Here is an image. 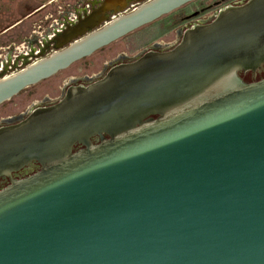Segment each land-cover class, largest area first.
Masks as SVG:
<instances>
[{"label": "water", "instance_id": "95a60500", "mask_svg": "<svg viewBox=\"0 0 264 264\" xmlns=\"http://www.w3.org/2000/svg\"><path fill=\"white\" fill-rule=\"evenodd\" d=\"M191 1L118 15L1 80L0 104ZM263 72L248 0L1 133L0 176L39 170L0 188V264H264Z\"/></svg>", "mask_w": 264, "mask_h": 264}, {"label": "flooded vegetation", "instance_id": "af4514ba", "mask_svg": "<svg viewBox=\"0 0 264 264\" xmlns=\"http://www.w3.org/2000/svg\"><path fill=\"white\" fill-rule=\"evenodd\" d=\"M148 1L150 0H0V81ZM247 1L193 0L125 35L124 37L136 32L142 34L146 28L150 29L148 37L139 42V50L132 55H128L125 50L119 52L115 59L104 63L100 70L70 76L59 83H47L61 71L101 51L105 46L49 78L24 88L0 104V107L11 105L8 106V112L0 116V134L8 132V138L13 135L12 132L18 134L14 129L31 117L42 116L45 111L59 105L66 96H74L101 81L111 70L129 65L144 55L170 52L188 30L211 23L217 12L224 7H238ZM171 32L175 33L173 41L161 40ZM258 76H264V72ZM242 79L247 81L248 77L245 75ZM18 97L15 102L14 99ZM27 101L30 102L26 104ZM98 143L97 137L91 139L92 145ZM80 149L83 147L74 146L72 153ZM29 168L33 169L32 173L36 172L39 170V163L32 161L16 172L0 176V188L10 184L11 180H19L31 174Z\"/></svg>", "mask_w": 264, "mask_h": 264}, {"label": "rangeland", "instance_id": "374dc122", "mask_svg": "<svg viewBox=\"0 0 264 264\" xmlns=\"http://www.w3.org/2000/svg\"><path fill=\"white\" fill-rule=\"evenodd\" d=\"M149 27L143 30V33L139 34L138 32L130 34L120 40H117L110 45L106 46L105 48L101 49V51H98L94 53L92 56L79 61L73 65H71L68 69L61 71L55 77L52 78V81L47 82L49 83H59L63 82L65 79H67L70 76L79 75L80 73H87L90 74L92 72H95L97 70H100V68L103 67V64L111 61L112 59H115L116 56H119V52H126L128 55H132L136 51L139 50V47L137 45L139 42H142V39L147 38L149 35ZM140 37V38H139ZM175 39V33L171 32L170 34L166 35L161 40L163 41H173ZM19 99L15 98L14 101L17 102ZM30 101H27L26 104H28ZM8 104H5L0 107V116L5 114L4 112H8Z\"/></svg>", "mask_w": 264, "mask_h": 264}, {"label": "trees", "instance_id": "16d2710c", "mask_svg": "<svg viewBox=\"0 0 264 264\" xmlns=\"http://www.w3.org/2000/svg\"><path fill=\"white\" fill-rule=\"evenodd\" d=\"M156 37H157V36H156ZM156 37H155V38H156ZM147 42H148V41H147Z\"/></svg>", "mask_w": 264, "mask_h": 264}]
</instances>
